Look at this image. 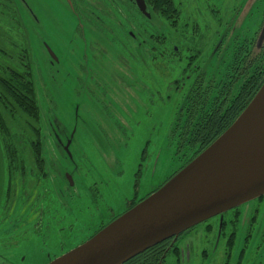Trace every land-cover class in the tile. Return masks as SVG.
<instances>
[{"label": "rangeland", "instance_id": "1", "mask_svg": "<svg viewBox=\"0 0 264 264\" xmlns=\"http://www.w3.org/2000/svg\"><path fill=\"white\" fill-rule=\"evenodd\" d=\"M16 1L31 42L45 155L62 158L50 134L63 140L70 136V154L81 177L74 176L70 201L54 199L61 206L67 204L66 210L52 206L53 219L46 216L38 231L33 224H13L20 203L8 215L0 201V264H47L85 243L103 223L123 215L130 201L146 197L181 167L183 160L170 140L182 97L172 82L179 79L181 68L169 67L167 73L136 64L130 73L116 62L113 75L118 82L105 80L106 95L97 86H88L81 73L83 66L96 79L107 76L100 73L79 36L80 22L69 0ZM210 1L208 5L206 0L181 2L182 22L198 24L203 37L211 34L205 28L210 21L203 14L204 6L219 9L221 14L240 6L235 22L243 27L250 26V15L255 16L259 6L258 0ZM166 32L172 44H179L168 27ZM198 39L186 36L183 42L189 50L205 53L215 42V38H208V43ZM50 50L58 59L55 64ZM258 203L257 199L240 207V239L249 227L251 207ZM22 217L28 218L27 214ZM204 233L205 226L199 225L183 238L179 264H219V255L213 257L214 234L210 238ZM169 262L176 264L174 257H169Z\"/></svg>", "mask_w": 264, "mask_h": 264}, {"label": "flooded vegetation", "instance_id": "2", "mask_svg": "<svg viewBox=\"0 0 264 264\" xmlns=\"http://www.w3.org/2000/svg\"><path fill=\"white\" fill-rule=\"evenodd\" d=\"M144 1L147 7L146 14L139 10L137 0H69V6L80 22L79 36L86 42L89 53L94 56L97 61L95 62L100 66V73L107 74V76L100 75V78L96 79L89 74L88 70H85V67L81 66V73L86 75L88 86H97L108 95L103 86L105 85V80L112 81L114 84L118 82L117 77L113 75L116 62L124 69H128L130 73L131 67L136 64L147 68L154 66L161 71L169 73L171 62L169 51L172 48L176 53H180L178 60L183 59V62H180L182 64L180 66L179 79L171 81L175 84L177 92L182 93L180 105L191 93L192 87L200 79L201 74L203 75L201 81L204 89L208 87V83L214 88L223 79L224 65L222 64L224 60L231 58L234 49L243 47L246 50L249 48L245 64L242 66L243 69L249 65L254 66L256 60L258 62L264 60V52L262 51L264 43V0H258L259 6L255 8L256 14L255 16L254 14L250 15L252 21H250V26L247 27L240 26L237 21L235 22L240 6H235L230 12L224 14H221L219 9L208 8L209 10H207L204 6L203 14H205L206 20L210 21L209 26L207 25L205 28L208 33H211L210 35L206 34V37H203L198 24L192 23V25H189L182 22L181 2L183 0H180L179 3L176 0H172L178 10V23L173 22L172 24L169 21L161 20L157 15L155 16L152 6L148 4L147 0ZM206 1L207 5L211 2L210 0ZM223 15L226 17H223ZM171 25L177 26L176 31H173L175 29H172ZM167 27L169 32L173 33V39L179 41V44L171 43L166 32ZM186 36L190 37L191 40L199 38L197 42L205 40L206 43L209 42L208 38H212V40L215 38V42L206 53L205 50L198 49L194 52L187 48V43L183 42ZM197 53H199V58L197 63L193 65L197 72L196 76L192 77L193 72L184 76L183 69L186 67L185 64L189 61V57ZM256 55L258 56L256 57ZM55 62L58 61L53 63L55 64ZM199 65L201 69L197 71ZM236 77H238L237 80L239 79V82L240 76L237 75ZM56 136L50 134L56 149L60 151L61 159L54 160L46 157L45 141L42 142L44 148L43 163L39 164L36 159L31 157L21 159L24 163L22 169L28 166L29 170H35V172L27 173L31 177L27 182L23 179L21 183L20 175L17 178L18 181L12 182L9 180L6 172L8 163L0 152V201L5 203V213L9 215L12 207L17 210V204L20 203L18 219L13 220V224L19 223L23 227L25 226L24 223L33 224V229L38 231L46 216L47 219H53L52 206L57 205L60 209L66 210L67 204L61 206L54 199L57 198L61 201L63 199L67 203L73 197L72 193L76 185L74 176L78 175V177H81V171L70 154L73 139L70 136H66L63 140L61 137ZM66 147H68L67 151ZM41 169L44 171V178H40ZM21 174L25 175V172H21ZM140 200L134 198L133 201H130L126 212L129 211L132 204ZM263 200L264 197L258 199L259 203L251 207L250 224L245 236L241 237L242 239H240V220L242 217L240 207L201 224L205 226V235L212 238L214 234L212 244L213 257L215 258L219 255V264H264ZM44 202H48L46 206L45 204L43 205ZM23 214H27V220H24L23 217L20 218V215L22 216ZM116 217H113L108 223H103L100 228L111 223ZM212 222L214 224H211ZM198 227L192 228L176 239L165 242L167 249L171 250L172 253L168 258L174 257L176 264H179L178 262L182 256V251L179 248L180 242L185 236L195 232ZM51 261L53 259L49 260L48 263ZM170 263L166 262L165 264ZM172 264L174 263L172 262Z\"/></svg>", "mask_w": 264, "mask_h": 264}, {"label": "trees", "instance_id": "3", "mask_svg": "<svg viewBox=\"0 0 264 264\" xmlns=\"http://www.w3.org/2000/svg\"><path fill=\"white\" fill-rule=\"evenodd\" d=\"M147 2L152 6L155 16L169 21L170 24L178 23V10L172 0ZM171 27L176 31L177 26ZM262 46L264 52V43ZM248 50L249 48L245 50L243 47L234 49L231 58L224 60L223 79L214 88L210 83L207 88H203L202 74L196 84L193 87L191 85V93L178 106L170 135L172 145L180 154V161L183 160L182 165L151 194L221 137L260 90L264 83V60L262 62L256 60L254 66L249 65L243 69ZM169 52L171 54L169 66L173 69L180 67L182 64L180 62H183V59L178 60L180 53H176L172 48ZM198 54L189 57L183 69L184 76L190 72L194 73L193 78L196 76L197 72L193 65L197 63ZM200 65L197 71L201 69ZM252 69L254 70L251 71ZM237 75L240 76L239 82ZM43 141L41 111L35 85V64L29 34L23 24L17 1L0 0V152L8 163L6 172L10 181H18L19 175L21 183L23 179L26 182L30 180L31 177L27 173L35 170H29L28 166L22 169L24 163L21 159L31 157L39 164L43 163ZM21 172H25V175ZM40 174V178H44L43 169ZM143 200L132 204L131 208ZM106 226L101 227L96 234ZM171 254V250L167 249L164 242L125 264H165Z\"/></svg>", "mask_w": 264, "mask_h": 264}, {"label": "water", "instance_id": "4", "mask_svg": "<svg viewBox=\"0 0 264 264\" xmlns=\"http://www.w3.org/2000/svg\"><path fill=\"white\" fill-rule=\"evenodd\" d=\"M137 6L146 14L144 0H137ZM262 114L264 83L233 125L189 165L85 243L48 264H125L264 197V146L259 147L262 139L257 137Z\"/></svg>", "mask_w": 264, "mask_h": 264}, {"label": "bare ground", "instance_id": "5", "mask_svg": "<svg viewBox=\"0 0 264 264\" xmlns=\"http://www.w3.org/2000/svg\"><path fill=\"white\" fill-rule=\"evenodd\" d=\"M260 129L257 130L258 138L262 139L259 141V147L264 146V114H262L261 121L259 122Z\"/></svg>", "mask_w": 264, "mask_h": 264}]
</instances>
